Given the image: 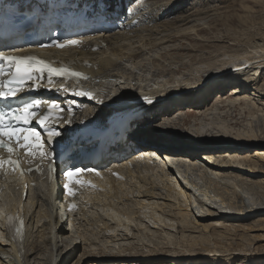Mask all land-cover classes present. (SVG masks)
<instances>
[{
  "label": "bare ground",
  "instance_id": "6f19581e",
  "mask_svg": "<svg viewBox=\"0 0 264 264\" xmlns=\"http://www.w3.org/2000/svg\"><path fill=\"white\" fill-rule=\"evenodd\" d=\"M105 1L108 2V6L113 7L114 0ZM156 2L149 3V7L145 9L144 12L142 11V15H140V17L142 19H146V22H150V20L152 19L154 20L155 18H157L158 15L169 16L170 13H176L177 11L178 13L181 12L187 0L174 1L173 3L175 4L173 5H168V3V6L166 5L167 8L165 7V9H162V6ZM144 8L145 7H143V9ZM211 11L213 10L206 9L205 11H195V13L192 15L198 16V14L201 15L203 13L205 14ZM162 13H164V15H162ZM192 15H185L186 17L178 16V20L174 21L181 22L185 25V23L187 24L191 21L189 17H191ZM193 21L195 22L196 20ZM149 25L147 26L146 24L145 26L136 28V30L131 33L130 37H127L128 39L111 38L110 41L112 42V47L107 52H98L96 54L80 53L81 57L89 59L92 62L93 66L96 67L95 71H89L92 75L100 76V79H105L113 82V84L111 82L110 84L105 85L104 90L108 91V97L113 96V98H115L114 100H119V104H123V110L128 109V111H130L138 108L139 97L147 96L153 97V100L161 99L159 107L154 108L152 111H145V114H148L149 116L144 122L138 123V129L141 130H136L130 136L131 139L135 141L134 137L137 132H144L146 134L159 138L160 142L155 140L156 144L153 145V148L155 149H143L138 144H133V147H135V149H140L141 151L145 150L144 153L146 154L157 152L153 155L159 154L160 150H162L163 155L161 156L160 160L162 161L160 162L161 167L154 169L148 164H135L137 161V158L133 157L135 149L132 150L124 142L116 143L114 149L119 154L126 156V160H128L129 163L133 165L131 166V168L122 167L120 169L121 174L125 179L124 182H115L110 180L107 184L108 193L101 194L102 198L97 199L96 197L95 199H93V202L97 203L98 205L100 201L103 202V204L105 202H108L105 203L107 205H109V203L118 204L119 197L124 196L127 199V188L125 187V185H128L129 182L133 180V187H136L139 196L143 198L142 200H145V202H147L146 204H144L141 202V199H138L139 201L137 200L138 202L135 203V205H140V209H143L146 206H150L151 209H153L154 206L155 211H161L158 212L161 216L162 213L165 212L166 216L170 218H168L169 221L175 222L174 225H176V228H178L181 233H188L187 236H183L182 234L181 237H187L188 239L189 237H191L189 241L190 247L187 246V248H196L195 251H198L197 253H199V251L210 252L214 256H216L215 260H218L220 262L229 261L237 257L235 253L245 254L246 252H244L243 248L237 250V248L232 249L229 246H227L226 250H224L223 252L220 251L219 245L221 244V240L219 236H222L223 231H225V233L233 232V234L238 231H244V233H248L252 231L259 232L263 230L262 232H264V228H259L264 227V131L259 132L260 136L258 137V135L255 134L253 131L250 134H240L239 132L234 133L230 130H227L230 128L222 130L221 127L217 126L218 124L216 125L211 123L210 126H206L199 123L198 120L200 118H202L201 120L204 121L209 120V116L211 114L205 113V110L209 108H207L206 106L203 107V105L210 98L215 99L217 97H225V93L223 92L226 89H230L229 95L232 96L234 99L233 102L229 104L230 106L236 105L237 103L235 101L239 99V101H249V103L252 104V108H257L255 106L259 107L260 104L258 105L250 97L253 96L255 98L257 97V95H259V91H264V77H261V75H264V42L260 41L258 38L248 40V42L251 43L252 46L248 47V45H246L248 47L247 50L249 51L245 52L248 55L246 57L244 56L243 58V61L249 64V68L246 69L243 66H240V64L237 65L238 62L235 63L236 61L220 62V60L218 61L220 62L219 64L211 65L210 63L211 61L214 62L215 59L217 61V59H219L218 57H226L227 55V57L229 58V55H240L239 53L241 52L239 48H241V46H245L244 44L247 43L245 40V42H243L242 39L238 38V36H234L232 39V41L235 42L233 43L234 45L228 46V44L226 45V42L224 41L223 44L221 43V41H217V45H211L212 50L216 52L218 57L214 56L213 58H210L208 54L209 57L207 56L206 58H203L204 54L202 56V54L200 53L201 56H199V58H195L193 56H189V58H187L188 62H190L191 64L188 62L185 63L184 59H178V57L168 58V64H165V66H169L171 62H173L176 65L175 67H177V69L175 70L165 68V66H163L164 62H162V64H159L158 61L147 57L146 62L152 59L154 64L153 68L155 69V75L152 77V80H150L153 81V83L148 87H143V85H140L141 83L139 84L140 86L137 88H135V85L133 87H131L130 85V87H126L125 81L128 82V77L124 80V82H121L120 80L122 77H124L123 75L119 73L111 74L107 71L111 69L115 70L116 67L122 66L124 62L126 63L130 61H132V65L128 69L129 71H132V73H134V71H136L135 73H137V71L139 70L142 71L144 70V68H147V66L144 67L139 60H137L138 62L136 61L137 64H135L134 62L135 59H139L135 58L134 56L138 49L144 46L146 47V45H149L150 43L151 49V47L153 48L158 43L165 42V40L170 41L171 38L175 39L177 37H181L182 39V36H184V34L190 32L193 33L195 31L193 30L194 26L191 24V26L187 28L185 26L184 28L186 29H181L183 28L181 27L180 30L177 27V31L173 27L172 30L171 28H168V25H165L163 28L161 27L165 31L164 36L162 34V36H159L158 38L154 37L153 42L149 43V40L151 39H147L149 38L147 29L149 27L151 28L152 23L150 22ZM228 34L229 33H227L226 35ZM192 36L194 35L192 34ZM192 36L190 37L192 38ZM229 37L230 36L228 35V38ZM183 38L187 40L189 37ZM143 39L145 40L143 41ZM157 39L160 41L156 42ZM197 43L200 44L201 42L199 43L198 41ZM197 43L195 44L196 49L203 48L202 43V46H197ZM207 47H205L207 51L211 49L210 47ZM178 48L182 49V47L178 45L175 50H179ZM143 49L145 50V48ZM222 49H225L226 51L222 53L220 51ZM206 53L207 52L205 51V55ZM133 56L135 58L134 60H132ZM232 59L234 58L232 57ZM201 63H210L208 64L209 67L206 68L208 70L198 72L197 77L190 78V80L181 81L182 84H178L180 82H177V86H173L174 82L172 81V79H174V76H177L181 72V70L188 69L190 66ZM232 65H236V67L232 68L238 69L237 71H235L234 74L230 72L232 69ZM150 67L152 68V66ZM258 70H260V73H258ZM215 71H219L221 73L219 76L214 78L215 80L222 79L221 77L223 76L224 78L226 77L231 79L224 80L218 83L214 82L213 79L212 81L208 80V82L204 84V75ZM161 78H164L165 81L160 80V82L157 83L156 80ZM121 85L124 86V88L121 93H117V91H115V88H117V86L119 88ZM211 86L212 88L209 89V87ZM120 96L122 97L121 99H119ZM213 105H215L216 109L218 108L217 110L222 109L224 112H226V115L221 116L220 118L229 119V122L234 119V112H230L229 109L224 110V105L219 106L218 101H216ZM227 108L232 107L228 106ZM183 112H194V114L189 116V119L176 117L180 122L178 121V124L176 123V125L174 126L172 124L173 122L175 123V121H170L169 123L163 122L162 124H160L161 121L165 118H172L177 116L179 113ZM98 113H100V117H95V119L97 118V121H99L101 125L106 123L109 117L115 115V112H105L103 110H98ZM192 119L194 123H192ZM233 123L236 124L235 122ZM133 124L134 122L132 123V127ZM157 125L160 126H158V128H155ZM250 130L251 128L248 131ZM155 132H157L159 136L156 135ZM161 133H163L164 135H162ZM175 135L177 138H174ZM164 136H174L173 139L178 140L172 141V144H165L164 138H162ZM231 136L235 137L233 138L234 140L229 139L231 138ZM213 138L217 139L215 143H204L208 140L211 141V139ZM187 140L190 142H186ZM212 157L216 158V160L214 161H216L217 163L210 164V162H208L213 160ZM123 166H126V164H123ZM132 173L135 174L133 175ZM149 173L150 176L148 175ZM127 178H129V181L127 180ZM30 193H32L31 198L28 202L22 205V209L16 208L14 205L15 200L8 196L11 206L10 210L16 211V209H19V214L23 215L27 220V234L24 244L23 256H19V250H17L14 245L5 241L4 236H1L0 234V264H30V257L33 255L34 250H37V252L40 253L39 255H37L36 260L33 261L32 264H44L45 262L49 264H66L70 256L74 254L75 250L79 247V245L81 243L83 245L87 243L86 241H88V236L85 237L86 234H84V231L86 229L84 230L81 228V231L84 230V233H77V229L79 226L84 227V225L86 224L89 225L88 222L89 220H92L93 216L87 217V219L82 218V221L84 223H82L81 225L79 224L78 226H76L73 225V223H69L68 225H66V217H63L60 213V208L55 198L53 190H51L49 194L40 195V202L39 195L38 197H35L36 190H31ZM118 193L119 197L117 198ZM120 194L122 195L120 196ZM13 196L16 199H19L16 193H14ZM123 201H125V199H123ZM135 214H139V211L137 212V210H135V212L133 213H128V216L126 217L125 221L127 223H130V228L134 227L135 231L139 229L138 227H143V230L146 231L147 225L144 226L140 224V221H137L139 223V226H137L135 221H133V217ZM163 218L158 217V219L155 221H159L166 228L167 225L163 221ZM92 222L97 223L96 221L94 222V220H92ZM117 225L118 224H116V226ZM162 225L159 226L161 231L165 229L163 227L161 228ZM129 226H127L126 229ZM168 226L174 228L173 223ZM154 228L155 227H153L152 229ZM108 229L109 227L107 225L104 227L103 231ZM127 231L129 232L131 231V229ZM206 231H208L209 234L211 233V236L214 235V240L212 243H210L209 238L204 235H201V233L204 234ZM197 232L199 233V236H189V234ZM166 235L167 236H164L163 240L168 238V241L165 242V244L161 242L162 244H164V246L177 247L181 245L179 247L183 248L182 251L186 250L185 248L188 244L186 243L188 240L184 241L186 238H183V240L181 238L182 242L179 244H175L174 242L170 244V242H172V239L169 238V234ZM246 236L251 238L248 234ZM251 240L254 242L264 241V234L261 236H254ZM129 244L125 246L128 248L135 246ZM249 245L247 246L250 247ZM89 247L91 248V246ZM149 247L150 246H146L144 248L142 247L143 255H136V257H143L144 260H137L136 262L142 263L148 260H152L153 262V258L157 254L156 247ZM168 248L170 247H167V249H161L162 251L164 250V252L169 253L168 251H166H170V249ZM119 249L117 253L110 254H107V252L105 253L101 249L99 250L100 252L98 258L105 259L102 261V263L106 264H127L129 262V259L136 258L133 256L134 254H130V252L134 250L137 251V248L134 247L130 248V250H127L126 248L119 246ZM144 249L150 250L143 252ZM263 250L259 251L258 247H253V252L251 254L264 255ZM127 251H129L128 254H126ZM248 252H250V250ZM224 253L226 256H224ZM90 254L92 256L94 255L92 251H90ZM159 254L164 253L159 251ZM181 255H184V253L176 252V256ZM172 256L175 255L173 254ZM179 258H182V260L186 262L191 260L187 259V257ZM253 259L254 258H251L250 261H252ZM261 259H264V256H259V259L255 258V261L259 263ZM84 261L86 260L82 259L81 262ZM79 262L80 260L77 262V264ZM197 263V260H195L192 264Z\"/></svg>",
  "mask_w": 264,
  "mask_h": 264
},
{
  "label": "rangeland",
  "instance_id": "374dc122",
  "mask_svg": "<svg viewBox=\"0 0 264 264\" xmlns=\"http://www.w3.org/2000/svg\"><path fill=\"white\" fill-rule=\"evenodd\" d=\"M160 1H163V2H160ZM174 1H180V0H149L148 3H152V2L155 3L156 2L162 6V9H165V7L167 8L168 5L175 4V3H173ZM206 9H211L213 11H211L209 13L207 12L205 14L203 13L201 15L198 14V16L192 15L195 13V11L196 12L205 11ZM181 12L178 13V11H177L176 13H170L169 16L158 15L157 18H155L154 20L151 18L152 20H150V22L152 23V26H151V28L149 27L147 29L148 36H149V38H147V39H151V40H149V43L153 42L154 37L158 38L159 36H162V34L164 36L165 31L162 28L165 25L166 26L168 25L169 26L168 28H171L172 30L174 28L176 31L178 30V28L180 29L181 27H183L181 29H186L187 27L193 25L194 26L193 30H195L193 33L190 32V33L184 34V36H182V39H181V37H177L175 39L171 38L170 41L165 40V42L158 43L155 47H153V48L151 47V49H150L151 43L149 45L147 44L146 47L144 46V47L138 49L134 56H135V58H139V59H135L133 56L132 60L135 59V61H134L135 64H137V62H138L137 60H139L144 67L147 66V68L142 67V68H144V70H142V71L139 70V71H137V73H135L136 71H134V69H133L134 73H132V71L128 70L130 68V66L132 65V61H130V62H126V63L124 62L122 64V66L116 67L115 70L111 71V74L119 73V74L123 75L124 77L121 78V80H120L121 82H124V80L128 77L129 78L128 82L125 81L126 87H130V86L133 87L134 85H135V88L139 87L140 85H143V87H145V86L148 87L153 83V81H150V80H152V77L155 75V71H154L155 69L153 68L154 67L153 60L158 61L159 64H162V62H164L163 66H165V64H168V61H169L168 58L178 57V59H184L185 63L188 62L187 58H189V56L199 58V56H201V54H202V56L204 54L203 58H206L209 54L210 58H213L214 56H217V54L214 50H212V46L217 45L218 44L217 41H221L222 44L224 42H226V45L228 44V46H231V45H234L233 43H235L232 41L233 37L238 36V38L242 39L243 42L246 41V43H247V44H244L245 46H241V48H239V50L242 54L239 53L240 55H237V56L229 55V58L227 57V55H226V57L225 56H222V57L217 56L219 59H217V61L215 59L214 60L215 63L213 61H211L210 63L212 65V64H219L222 61L223 62L236 61L235 63L238 62L237 65L240 64V66H242L241 63L242 64L245 63V61H243L244 56L246 57L248 55L245 52H249L247 50V48L249 46L250 47L252 46V44L249 43L248 40L249 39L252 40L253 38H258L260 41L264 42V29H263V27H264V0H187L186 4L183 7ZM162 15H164V13H162ZM185 15L186 16L192 15L191 17H189V19H191V21L188 22L187 24L185 23V25H184L181 22L174 21V20H178L177 19L178 16L186 17ZM192 17H193V19H192ZM157 20H158V22H157ZM193 20H196L195 21L196 23ZM152 21L155 22L154 23L155 28L153 26ZM179 25H181V26H179ZM158 26H159V28H158ZM185 26H186V28H184ZM161 30H163V31H161ZM197 33H199V34H197ZM227 33H229L228 34L230 36L229 38H228V35H226ZM192 34L194 36H192ZM190 36H192L193 39ZM183 37H189V38L186 40ZM224 37L226 40L224 39ZM218 38H219V40H218ZM145 39H143V41ZM181 40H183V41H181ZM158 41H160V40L157 39L156 42H158ZM198 41H199V43L201 42L203 44V46L201 43L198 44L197 43ZM210 41H212V42H210ZM196 43L198 44L197 46L200 45L203 48L196 49V47H195ZM209 43H210V45H209ZM178 45H180L182 47V49L178 48L179 50H175L178 47ZM246 45H248V47ZM147 46H149V47H147ZM193 46H194V48H193ZM207 46L211 48L208 51L205 48ZM143 48H145V50ZM195 49L198 51V53ZM231 49H233V48H231ZM141 50L143 53L141 52ZM222 50H220L222 53H224L226 51L225 49H222ZM205 51L207 52L206 55H205ZM159 53H161V54H159ZM198 54H200V55H198ZM139 55H141V56H139ZM147 57L152 58L153 60L150 59L148 62H146ZM232 57L234 59H232ZM235 57H238V58H235ZM218 61H220V62H218ZM150 62H151V65H150ZM177 62H178V60H177ZM158 63H156V64H158ZM188 63H190V62H188ZM210 63H206L207 65L204 63L206 66L201 63V64L190 66L188 69L181 70V72L177 76H174V79H172V81L174 82L173 86H177L176 85L177 82H180L178 84H182L181 81L190 80V78L197 77L198 72L208 70L206 68L209 67L208 64H210ZM171 64H173V65H171ZM171 64L169 66H165V68H169V69H173V70L177 69V67H175L176 66L175 63L171 62ZM150 66H152V68ZM172 66H173V68H172ZM126 67H128V68H126ZM232 67H236V65H232L231 68ZM258 73H260V70H258ZM156 74H157V71H156ZM220 74L221 73L219 71H215V72L209 73L207 75H204L203 83L204 84L207 83L208 80L212 81L216 75L219 76ZM261 77H264V75H261ZM221 78L222 79H218V80L214 79L213 81L218 83V82H221L224 80L231 79V78H226V77L224 78V76ZM160 80H164V78L157 79L156 82L158 83V82H160ZM112 84H113V82H112ZM123 88H124V86H122V85L119 88L117 86V88H115V91H117V93L118 92L121 93ZM211 88H212V86L209 87V89H211ZM231 89H234V88H231ZM263 92H264L263 90L259 91L260 96L257 95V97H255V98L253 96L250 97L258 105L259 104L261 105V106L259 105V107L255 106L257 108H252V106H251L252 104H250L249 101H243V100L239 101V99L237 101H235L237 103L236 105L230 106L229 104L231 102H233L234 99L232 96L229 95L230 89H226L223 92V93H225V97H220V98L217 97V98H215V100L213 98L212 99L210 98L203 105V107L206 106L207 108H209V109L205 110V113H210L212 115V116L211 115L209 116V120L204 121V120H201L202 118H200L198 121H199V123L206 125V126H210L211 123L216 124V125L218 124L217 126L221 127L222 130L230 128L227 130H230L234 133L239 132L240 134H250L253 131L259 137L260 136L259 132L264 131V126H263L264 125V95H263L264 93ZM113 94H111V95H113ZM122 94H124V93H122ZM121 98L122 97L120 96L119 99H121ZM216 101L219 102V106L224 105V107H223L224 110L229 109L230 112H234L233 113L234 119L231 120V122H229V119L220 118L221 116L226 115L225 114L226 112H224L222 109L217 110L218 108L217 109L215 108V105H213V104ZM226 102H227V104L225 105ZM228 106L232 107V108H227ZM194 112L193 113H190V112L179 113L182 115L178 114L179 116L177 115L175 117H172L173 119L172 118H165L164 120L161 121L160 124H162L163 122L169 123L170 121H175V123L173 122V124H172L174 126V125H176V123L178 124V121H179L177 119L178 117L183 118V119H185V118L189 119L190 118L189 116L193 115ZM191 121H192V123H194L193 119ZM227 122H228V124H227ZM233 122H235L236 124H234ZM142 126H144V125H142ZM158 126H160V125H157L155 128H158ZM259 126H261V127H259ZM250 128H251V130L248 131ZM262 128H263V130H262ZM155 134L159 136V134L157 132H155ZM161 134L164 135L163 133H161ZM260 134H262V133H260ZM232 136L229 139L235 138ZM173 137L164 136L162 138H164L165 144H172V141L178 140V139H176V140L173 139ZM174 138H177L176 135ZM216 140H217L216 138H213V139H211V141L208 140L204 143L205 144H213V143H215ZM186 142H190V141L187 140ZM132 174L134 175L135 173H132ZM148 175L150 176V173ZM132 181L133 180H131V182H129L128 185H125V187L127 188L126 189L127 190V194H126L127 199H126V197L121 196L122 194H120L121 197H119V193H118V196H117V198L119 197L118 198V204L109 203V205H107L105 203H108V202H105L104 204H103V202H99L98 207L101 206V203H102L101 207H103V208L98 209V212L97 211L95 212V210L90 209L92 211L91 216H93L92 220H94V222L96 221L97 223H93L92 220H89V222H88L89 225L86 224V225H84V227H80V226L78 227L77 233H81L86 229L84 231L85 233L84 232L83 233L86 234L85 237L88 236V239H87L88 241H86L87 243L85 245H83L82 243L79 245V247L75 250L74 254H72L70 256V258L68 259L66 264H77V262L79 260H80V262L78 264H88V263H90V264H106V263H102V261L105 259L98 258L99 252H100L99 250L102 249L105 253L107 252V254L117 253L119 246L126 248L127 250H130V248H134V247L137 248L138 249L137 251L134 250V251L130 252V254H134L133 255L134 257H136V255H143L142 247L143 248L146 246H150L149 248H151V247L153 248V246L156 247V251H157L156 253L157 254L153 258V262H152V260L151 261L148 260V261L142 262L144 264H192L193 261H195V260H197V262H198L197 264H264V259H261V261L259 263L257 261H255V258L259 259V256H264L263 254L262 255L251 254L253 252V247L254 248L258 247L259 251L264 249V241L254 242L251 240L252 237H254V236L263 235L264 234V232H262L263 230L259 231V232L258 231H255V232L252 231V232H248V233H244V231L243 232L238 231L234 234H233V232L232 233L227 232L228 233L227 234V233H225V231H223L222 236H219L220 240H221V244L219 243L220 244L219 250L223 252L224 250H226L227 246L231 247L232 249L237 248V250L243 248L244 252H246L245 254H247V255H245L243 253L242 254L235 253L237 257H235L229 261H221L220 262L218 260H215L216 256H214L210 252L199 251V253H197L198 251H195L196 248L189 249V247H190L189 241H190L191 237H189V239L187 237H181L182 234H183V236L184 235L187 236L188 233H184V232L181 233L180 230L178 228H176V225H174L175 222L169 221L170 218L168 216H166L165 212H163L162 216H161L160 213H158L161 211H155L154 206H153V209H151L150 206H146L145 208L140 209V205L139 206L135 205V203H137L140 199H141V202L144 204H146L147 202H145V200H142L143 198L141 196H139L136 187L135 188L133 187L134 183ZM130 183H131V185H130ZM96 197H97V199H100V198H102V195L96 196ZM122 198L125 199V201H123ZM130 205H131V207H130ZM90 210H88V213H90L89 212ZM135 210H137V212L139 211V214L134 215L133 221H135L137 226H139V223L137 221H140L141 222L140 224H142L144 226L147 225L146 231L143 230V227L142 228L138 227L139 229L137 231H135L134 227L130 228V226H129L130 223H127L125 221L126 217L128 216V213L129 214L133 213V212H135ZM158 217H161V218L165 217V218H163V221L167 225L166 228L159 221H155L158 219ZM141 220H143V221H141ZM172 223H173L174 228L168 226V225H171ZM116 224H118L117 225L118 227L116 226ZM107 225H108L109 229L103 231L104 227ZM160 225H162L161 228L163 227L166 230L163 229L161 231V229L159 228ZM86 226H88V227H86ZM127 226H129V227L126 229ZM63 227H64V225H63ZM153 227H155V228L152 229ZM81 228L84 230L81 231ZM254 228H257V227H254ZM259 228L263 229L264 227H259ZM130 229H131V231L128 232L127 230H130ZM146 232H148V233H146ZM240 232H241V234H240ZM152 233H153V235H152ZM165 233L169 234V238L172 239V242H170V244L173 242L175 244H179L182 242L183 238L184 239L186 238L184 240V241L188 240L186 242V243H188L186 245V248H185L186 250L182 251L183 248L179 247L181 245H179L177 247L176 246H172V247L171 246H164L165 242L168 241L167 240L168 238L163 240L164 236H167ZM247 234L251 238L247 237L246 236ZM201 235H204L207 238H209L210 243H212L214 240L213 239L214 235L211 236V233L209 234L208 231H206L204 234L201 233ZM189 236L196 237V236H199V233L198 232L193 233V234L191 233V234H189ZM181 238H182V240H181ZM161 242L164 244H162ZM129 243L132 245H135V246H132L129 248L126 247L125 245H128ZM160 244H162V245H160ZM114 245H119V246H114ZM247 245H249L250 247H248ZM89 246H91V248ZM187 246H189V247L187 248ZM167 247H170V248H168V249H170V251L166 250L169 253L164 252V250L162 251L163 248L167 249ZM61 249H63V248H61ZM149 250L144 249L143 252H146ZM249 250H250V252H248ZM90 251L93 252V254H94L93 256L90 254ZM159 251H161L164 254H159ZM176 252L177 253L183 252L184 255L176 256ZM39 253L40 252H37V250H34L33 255L30 257V264H32V262L36 260V257H37V255H39ZM128 253H129V251H127L126 254H128ZM173 254L175 256H172ZM90 255H91V257H90ZM96 256H97V258H96ZM224 256H226L225 253H224ZM179 257H187V259H191V260L186 262V261L182 260V258L180 259ZM139 258H137V257L132 258V259H129V262L128 261H126V262H128L127 264H142V263L136 262L137 260H144L143 257H139ZM251 258H254V259L252 261H250ZM82 259H84L86 261L81 262ZM44 264H49V263L45 262Z\"/></svg>",
  "mask_w": 264,
  "mask_h": 264
},
{
  "label": "snow or ice",
  "instance_id": "6c2138e0",
  "mask_svg": "<svg viewBox=\"0 0 264 264\" xmlns=\"http://www.w3.org/2000/svg\"><path fill=\"white\" fill-rule=\"evenodd\" d=\"M80 43L81 41L78 39H68L64 42L43 45V47H74L78 46ZM0 62H3L0 64V77H8L6 80H0V100H8L17 97L18 93L23 91L25 82L32 81L34 76L39 79L40 75L44 73H47L49 84L53 83V77L67 78L71 76L77 79H88L79 72H72L64 67H53L48 62L35 56L18 57L14 55H5L0 52ZM4 64H7L10 70L6 71L3 66ZM63 90L68 91L66 88ZM73 94L86 96L89 99H92L95 95L93 92L84 89L74 90ZM147 103L151 104L153 102L147 99ZM40 106V101L31 100L22 103L18 107L0 111V149H4L8 153L7 157L0 158V169H2L5 164L13 170L20 167L19 157L13 159V155L16 153L17 148L23 149L25 155L35 156L39 154L41 159L47 158L48 153L44 150V144L41 142L40 135L30 128L19 127L20 125H30L33 119H39L42 115L37 111ZM54 107L55 106L49 107V113H51ZM48 119L49 116H44L43 119H40L41 125L44 126L45 121ZM59 135V132L52 129L48 130L49 138ZM51 170L50 167L49 171L51 172ZM83 171L84 169L76 168L66 172L65 175L71 178ZM89 171L92 170L89 169ZM21 174H23V170H21ZM64 187L67 188L68 185L65 184ZM8 219L9 222L13 220L11 216ZM23 227V221H19L16 233L20 236L23 235Z\"/></svg>",
  "mask_w": 264,
  "mask_h": 264
}]
</instances>
